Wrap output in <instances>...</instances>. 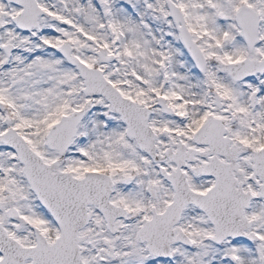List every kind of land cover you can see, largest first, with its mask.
Instances as JSON below:
<instances>
[{
    "label": "snow or ice",
    "instance_id": "6c2138e0",
    "mask_svg": "<svg viewBox=\"0 0 264 264\" xmlns=\"http://www.w3.org/2000/svg\"><path fill=\"white\" fill-rule=\"evenodd\" d=\"M0 264H264V0H0Z\"/></svg>",
    "mask_w": 264,
    "mask_h": 264
}]
</instances>
